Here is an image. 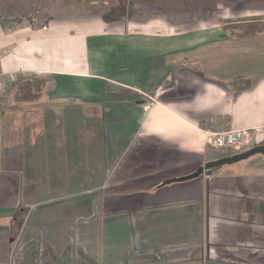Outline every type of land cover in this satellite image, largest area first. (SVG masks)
Returning a JSON list of instances; mask_svg holds the SVG:
<instances>
[{
    "label": "crops",
    "instance_id": "1",
    "mask_svg": "<svg viewBox=\"0 0 264 264\" xmlns=\"http://www.w3.org/2000/svg\"><path fill=\"white\" fill-rule=\"evenodd\" d=\"M257 22L264 0H0V264H264V176L162 186L264 126V28L229 29Z\"/></svg>",
    "mask_w": 264,
    "mask_h": 264
},
{
    "label": "built area",
    "instance_id": "2",
    "mask_svg": "<svg viewBox=\"0 0 264 264\" xmlns=\"http://www.w3.org/2000/svg\"><path fill=\"white\" fill-rule=\"evenodd\" d=\"M3 75V69L0 64V80ZM8 97L9 89L5 86L0 88V109L7 106ZM208 144L217 150H229L237 154L244 153L254 147L264 146V126L252 129L210 133Z\"/></svg>",
    "mask_w": 264,
    "mask_h": 264
},
{
    "label": "rangeland",
    "instance_id": "3",
    "mask_svg": "<svg viewBox=\"0 0 264 264\" xmlns=\"http://www.w3.org/2000/svg\"><path fill=\"white\" fill-rule=\"evenodd\" d=\"M54 10V7H53ZM56 11L60 12L58 9H56ZM78 11V10H77ZM27 17H21V19L26 20ZM16 19H20V18H16ZM47 24V23H45ZM262 23H255V24H241L238 26H234L231 25V27H229V29H234L233 32L236 33L238 32L240 35H247V34H251L253 32H257V31H261L264 27H262ZM27 79V78H26ZM32 79V81H39L38 85H41L43 80H34V78H30ZM13 89H9V96L10 93L12 92ZM1 111H0V129H2V115H1ZM2 122V123H1ZM227 152L225 154H231L232 152L230 151H224ZM228 156V155H226ZM220 171L223 172H230V171H234L237 174H242V176H253V177H259V176H264V156L262 155H256L254 157H251L245 161L236 163V164H232V165H227L221 168ZM156 180H159V176L157 175ZM159 186V184H157V187ZM26 218V217H25Z\"/></svg>",
    "mask_w": 264,
    "mask_h": 264
},
{
    "label": "water",
    "instance_id": "4",
    "mask_svg": "<svg viewBox=\"0 0 264 264\" xmlns=\"http://www.w3.org/2000/svg\"><path fill=\"white\" fill-rule=\"evenodd\" d=\"M256 155L264 156V146L254 147L253 149L246 151L244 153L223 157L219 160L209 162L206 165H204L203 167H199L191 175L181 177L178 179H171V180L164 181L162 186H167V185H171L174 183H184V182L192 181V180L198 179L204 175H207L210 177V176H212L213 172L219 168L245 161V160H247L251 157H254Z\"/></svg>",
    "mask_w": 264,
    "mask_h": 264
},
{
    "label": "trees",
    "instance_id": "5",
    "mask_svg": "<svg viewBox=\"0 0 264 264\" xmlns=\"http://www.w3.org/2000/svg\"><path fill=\"white\" fill-rule=\"evenodd\" d=\"M18 20L20 22L26 20L27 22L30 23L34 22L32 17H29L26 20H23L21 18L14 19V21H18ZM34 80H40V81L43 80V81H41L42 82L41 85H38L39 81H32V79L22 80L21 82L17 83L16 89L14 90V96L16 97L18 102L35 103L46 93L47 84H48L47 80L45 78H34ZM235 154L237 153L231 155H235Z\"/></svg>",
    "mask_w": 264,
    "mask_h": 264
}]
</instances>
